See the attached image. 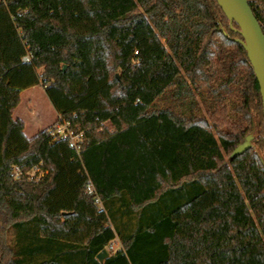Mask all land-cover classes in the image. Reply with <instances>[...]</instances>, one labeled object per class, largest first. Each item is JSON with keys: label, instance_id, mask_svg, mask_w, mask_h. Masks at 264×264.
I'll use <instances>...</instances> for the list:
<instances>
[{"label": "trees", "instance_id": "1", "mask_svg": "<svg viewBox=\"0 0 264 264\" xmlns=\"http://www.w3.org/2000/svg\"><path fill=\"white\" fill-rule=\"evenodd\" d=\"M247 2L264 34V0ZM238 29L216 0H0V264H264L262 103ZM32 86L83 130L79 155L12 117Z\"/></svg>", "mask_w": 264, "mask_h": 264}, {"label": "water", "instance_id": "2", "mask_svg": "<svg viewBox=\"0 0 264 264\" xmlns=\"http://www.w3.org/2000/svg\"><path fill=\"white\" fill-rule=\"evenodd\" d=\"M216 1L229 21H234L239 27L238 31L242 36L239 41L247 52L253 73L258 82L264 127V34L247 0ZM250 138L251 135L247 136L246 140L238 145L234 152H242L248 146ZM106 255L107 251L103 249L97 254V258H102Z\"/></svg>", "mask_w": 264, "mask_h": 264}, {"label": "rangeland", "instance_id": "3", "mask_svg": "<svg viewBox=\"0 0 264 264\" xmlns=\"http://www.w3.org/2000/svg\"><path fill=\"white\" fill-rule=\"evenodd\" d=\"M115 75L118 78L119 72L116 71ZM40 87L43 89L42 86H40ZM40 87L36 86V87L27 88V89L23 90V93L21 95L22 99L20 101V105H19L17 112H16V115H19L26 120V127H25L26 135H30L31 131L34 128L38 127V123H36V122H38L37 119L47 121L44 128L49 127L54 121V120L51 121L49 118L52 115V111L50 110L51 107L49 106V103L51 104V106L54 108L55 111H56V109L52 105V103L50 102L48 96L47 95L45 96L46 93L44 94L42 91H40L41 90ZM223 95L225 98L224 101H225L227 110H231L232 105L236 101V97H237L235 92L232 90H227V91L225 90V91H223ZM196 96H197V99L199 100V104L201 105V110L204 111V106H203L201 98H200L201 96H198V95H196ZM47 98L49 100V103L47 101ZM29 99H31V102H29V103H32L35 105L36 115H34V117H35L34 119H32L30 117V112L25 110V105H26V103H28ZM159 103L161 104L162 101H160ZM53 118H54V116H53ZM253 125L254 126L258 125V118L257 117L253 118ZM257 152H258L259 157L264 162V151L262 149H260L259 147H257ZM225 158L227 159V155H225ZM123 231H126V230H123ZM12 234L13 233L11 230L9 232H7V234H6V241L9 242V244L11 243ZM119 246H120L119 240H117V241L115 240L114 242H111L107 246L106 250L108 252H112L116 248H118Z\"/></svg>", "mask_w": 264, "mask_h": 264}, {"label": "built area", "instance_id": "4", "mask_svg": "<svg viewBox=\"0 0 264 264\" xmlns=\"http://www.w3.org/2000/svg\"><path fill=\"white\" fill-rule=\"evenodd\" d=\"M21 60L23 62L29 60L28 55L22 56ZM47 134L52 137H57L65 140L70 148H72L77 155L83 150V140L84 132L83 130H75L72 128L69 120L62 118L58 115L56 120L46 128ZM41 161L38 164L33 165L29 170L26 171L28 179L34 180L38 179L44 174L41 170ZM22 173L21 168L18 165L12 167V174L14 178H18ZM85 193L91 195L94 201L98 204L100 208L103 207L100 197L97 195L95 187L90 179L86 180L85 183Z\"/></svg>", "mask_w": 264, "mask_h": 264}, {"label": "crops", "instance_id": "5", "mask_svg": "<svg viewBox=\"0 0 264 264\" xmlns=\"http://www.w3.org/2000/svg\"><path fill=\"white\" fill-rule=\"evenodd\" d=\"M32 87H36V86H32ZM32 87H29V88H32ZM40 87V86H39ZM27 89V88H26ZM40 91H42L44 94H45V91L40 87ZM23 90H25V89H23ZM23 90H21L20 91V101H21V95H22V93H23ZM45 96H46V94H45ZM47 101H48V103H49V100H48V98H47ZM29 102H31V99H29V101H28V103H26V105H25V110L26 111H28V112H30V117L32 118V119H34L35 117H34V115H36V109H35V105L34 104H32V103H29ZM19 105H20V102L18 103V105L15 107V109L13 110V112H12V117L14 118V119H16V118H19V119H21L23 122H24V128H23V133L25 134V136L26 137H28V138H30V137H32V136H34L38 131H40V130H42V129H44V127H45V125H46V123H47V121L46 120H39V119H37L38 120V122H36V123H38V127H36V128H34L32 131H31V134L30 135H26V133H25V127H26V120L23 118V117H21V116H19V115H16V112H17V109H18V107H19ZM49 106L51 107L50 108V110L52 111V115L49 117L50 118V120L51 121H55L56 120V118H57V116H58V113L54 110V108L51 106V104L49 103ZM53 116H54V118H53ZM52 117V118H51ZM48 118V119H49ZM49 121V120H48ZM53 121V122H54ZM47 128V127H46ZM116 241L118 240V239H115ZM114 240V241H115ZM113 241V242H114ZM120 247V246H119ZM118 247V248H119ZM117 249V248H116Z\"/></svg>", "mask_w": 264, "mask_h": 264}]
</instances>
